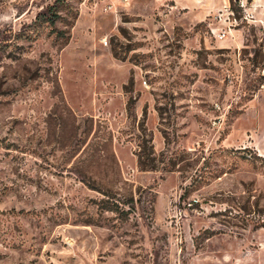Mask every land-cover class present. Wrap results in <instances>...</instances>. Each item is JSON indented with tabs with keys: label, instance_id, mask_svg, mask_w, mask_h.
<instances>
[{
	"label": "rangeland",
	"instance_id": "rangeland-1",
	"mask_svg": "<svg viewBox=\"0 0 264 264\" xmlns=\"http://www.w3.org/2000/svg\"><path fill=\"white\" fill-rule=\"evenodd\" d=\"M0 264H264V0H0Z\"/></svg>",
	"mask_w": 264,
	"mask_h": 264
},
{
	"label": "trees",
	"instance_id": "trees-1",
	"mask_svg": "<svg viewBox=\"0 0 264 264\" xmlns=\"http://www.w3.org/2000/svg\"><path fill=\"white\" fill-rule=\"evenodd\" d=\"M52 15L54 18L49 19L46 17V14H39L34 24H39V25L47 24L48 26L52 27L55 24V22L60 19V16H58L57 12ZM58 34H60V32H58ZM157 113L160 117L162 113L161 109L157 108ZM163 138H164L165 147H167L169 145V141L164 132H163ZM163 156H164V153L156 155L154 148H153L152 139L150 138V136H147V138L143 140L142 144L139 145V151L136 153L138 167L142 171H159V170H163L165 172L173 171L170 169L175 167L177 163V159H174V160L169 159L168 160L169 166H167V168H163L165 167V164L163 160L159 159V158H162Z\"/></svg>",
	"mask_w": 264,
	"mask_h": 264
},
{
	"label": "built area",
	"instance_id": "built-area-1",
	"mask_svg": "<svg viewBox=\"0 0 264 264\" xmlns=\"http://www.w3.org/2000/svg\"><path fill=\"white\" fill-rule=\"evenodd\" d=\"M217 38H218L219 40L225 39V38H226V34H225V32H221V33L217 34Z\"/></svg>",
	"mask_w": 264,
	"mask_h": 264
}]
</instances>
